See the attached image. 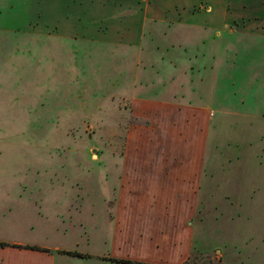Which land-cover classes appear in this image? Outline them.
Wrapping results in <instances>:
<instances>
[{
	"label": "rangeland",
	"instance_id": "1",
	"mask_svg": "<svg viewBox=\"0 0 264 264\" xmlns=\"http://www.w3.org/2000/svg\"><path fill=\"white\" fill-rule=\"evenodd\" d=\"M27 1V25H0V179L17 190L0 238L110 249L116 196L151 198L169 186L155 164L187 158L197 201L166 203L185 220L133 201L128 248L98 256L264 264V0ZM216 8L224 25H205Z\"/></svg>",
	"mask_w": 264,
	"mask_h": 264
},
{
	"label": "crops",
	"instance_id": "2",
	"mask_svg": "<svg viewBox=\"0 0 264 264\" xmlns=\"http://www.w3.org/2000/svg\"><path fill=\"white\" fill-rule=\"evenodd\" d=\"M84 1V0H83ZM88 1V0H86ZM21 2L24 4V10L25 14L22 13V16L17 19L15 17L10 18V12L14 9L17 8V4ZM14 3L13 7H10V4ZM73 3L78 5V8L82 7V2L81 0H73ZM21 7V9H23ZM5 9L6 13L4 16L2 15V10ZM212 10V8H210ZM11 10V11H10ZM28 1L27 0H5V4L0 3V25L3 26L2 29H6L5 25H11V30H14L15 26L18 25H27L29 18H28ZM210 10V11H211ZM213 15L212 19H209L208 13L207 18L203 19V23L205 25H209L212 20L216 18L222 19L221 25H224L225 23V15L220 11L219 8H216V10L213 9ZM71 13L66 12L65 13V21L69 19L71 16ZM75 15V14H74ZM78 15V14H77ZM79 16V15H78ZM216 16V17H215ZM119 19V18H118ZM123 19V18H121ZM120 19V23L127 24V22L122 21ZM190 24H195L192 22V20H188L187 23ZM68 24L70 25L71 23L65 22L64 26ZM119 24V23H117ZM74 25V22L73 24ZM10 29V28H8ZM27 37V36H26ZM26 51L28 52V46L26 45ZM170 93H172L171 88L169 89ZM138 101V100H135ZM139 101L145 102V103H150V104H159L165 109H169V107H182L183 104L177 103V102H172V101H167L163 100L160 102H152L148 99H140ZM189 105V104H187ZM192 119V118H190ZM143 149V148H142ZM145 150V149H143ZM187 150V148H186ZM172 151H170L171 153ZM160 154H168L165 152H159ZM186 153V152H185ZM155 166L161 170L160 172V177L161 179H164V181H168L167 184H169L168 187L163 186L164 184L163 181L159 180L157 183V190L155 193H152L151 198H133V200H128L125 196L126 194H120L116 196L115 202V213H114V218L112 222H116V236L112 237L110 239V249L107 247H102L99 249H94L89 245L88 241V248H85L83 250H90L91 252H88L87 254L82 253L81 251L78 253H81L82 256H74L70 255L67 252L69 251H75V249L72 250H66L63 248H59L58 246H50V245H33L30 243L26 242H15L13 240H2L1 241L6 242L8 245L4 247H0V264H56L57 260L59 259L60 263H63V261L67 260H80L78 262L83 263V262H89V264H107V263H114V264H129L126 262L122 261H136V260H129V259H123L122 255H116L118 258H102L99 257V253L102 255L103 253H106L108 251L109 253L113 251L115 248L114 240H118L123 244V247L126 249L128 248V243L125 241V238H122L121 236L117 237L118 232H120L119 225L121 224L122 221V215H123V210L125 208H130L133 204L131 202L135 201V205L137 206H144L147 203H150V206H154V208H157L158 211H163V216H166V218H171L173 216H180L183 217L182 220L184 221V214H180L176 209H173L171 206L167 205L166 203L169 202H179V201H186V202H195L197 201V195L198 192L197 190L200 188V180H201V175H202V169L203 167H199V165L195 164L193 161L186 160L185 161H163L161 160L155 164ZM163 171V172H162ZM13 184L12 181L9 180H2L0 179V226H1V216L4 214V212L10 210L11 211V203L12 201L16 200L17 197V190L16 188H12ZM14 186L16 184L14 183ZM12 190L14 192V198L12 196ZM131 192V190H129ZM178 196V197H177ZM181 196V197H179ZM164 203V204H163ZM169 206V207H168ZM136 207V206H132ZM40 208V207H39ZM186 216V215H185ZM186 223V222H185ZM126 235L129 237L128 231H126ZM185 238H181V241H184ZM89 240V239H87ZM107 244V243H106ZM27 246H35L38 249H33V248H27ZM132 246V245H131ZM187 248H189V242L186 244V247H184L183 250H180L179 248H174L176 251L172 255L176 260L179 259V254L178 252L181 251V254H184L187 251ZM137 249V248H136ZM178 250V252H177ZM112 256L113 253L111 252ZM122 254V253H121ZM111 256V255H110ZM188 258V257H187ZM141 262V261H138ZM144 263V262H141ZM146 264V263H145ZM150 264V263H149Z\"/></svg>",
	"mask_w": 264,
	"mask_h": 264
},
{
	"label": "trees",
	"instance_id": "3",
	"mask_svg": "<svg viewBox=\"0 0 264 264\" xmlns=\"http://www.w3.org/2000/svg\"><path fill=\"white\" fill-rule=\"evenodd\" d=\"M8 244L4 241H1L0 240V247H4V246H7ZM27 248H33V249H38L37 247L35 246H27ZM68 254L70 255H74V256H82L81 253H78L77 251H69L67 252ZM122 262H126V263H129V264H145V263H141V262H138V261H122ZM187 262V260L185 261V263Z\"/></svg>",
	"mask_w": 264,
	"mask_h": 264
}]
</instances>
